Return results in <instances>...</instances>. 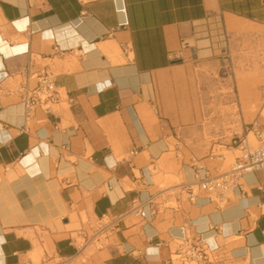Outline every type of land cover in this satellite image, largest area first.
I'll use <instances>...</instances> for the list:
<instances>
[{
  "label": "crops",
  "instance_id": "1",
  "mask_svg": "<svg viewBox=\"0 0 264 264\" xmlns=\"http://www.w3.org/2000/svg\"><path fill=\"white\" fill-rule=\"evenodd\" d=\"M45 72L60 101L29 112ZM255 120L264 0H0V264H168L197 238L264 264L260 172L225 207L183 188Z\"/></svg>",
  "mask_w": 264,
  "mask_h": 264
},
{
  "label": "built area",
  "instance_id": "2",
  "mask_svg": "<svg viewBox=\"0 0 264 264\" xmlns=\"http://www.w3.org/2000/svg\"><path fill=\"white\" fill-rule=\"evenodd\" d=\"M38 78V86L34 90L26 91L23 96V103L29 112L38 106L50 111L52 105L58 103L61 98L51 73H42ZM231 147L237 155L225 172L215 176L206 172L198 177L194 184L183 185V188L190 193L191 200H195V185L198 190L208 193L211 202L219 207H225L231 202L237 189L241 187L240 182L244 173L256 171L264 176V130L258 121L245 124L243 133L233 136ZM132 153L135 154L136 151ZM199 169L203 167L200 166ZM133 211L142 213V207L135 206ZM208 250V245L201 238L179 240L166 262L168 264H211Z\"/></svg>",
  "mask_w": 264,
  "mask_h": 264
},
{
  "label": "rangeland",
  "instance_id": "3",
  "mask_svg": "<svg viewBox=\"0 0 264 264\" xmlns=\"http://www.w3.org/2000/svg\"><path fill=\"white\" fill-rule=\"evenodd\" d=\"M237 155V153H236ZM234 160V156L232 154H229V160L228 163L232 162Z\"/></svg>",
  "mask_w": 264,
  "mask_h": 264
},
{
  "label": "water",
  "instance_id": "4",
  "mask_svg": "<svg viewBox=\"0 0 264 264\" xmlns=\"http://www.w3.org/2000/svg\"><path fill=\"white\" fill-rule=\"evenodd\" d=\"M176 62H179V61H175V63H176Z\"/></svg>",
  "mask_w": 264,
  "mask_h": 264
}]
</instances>
